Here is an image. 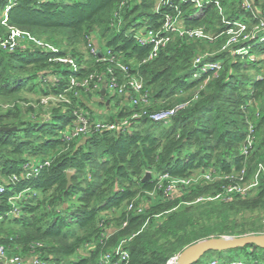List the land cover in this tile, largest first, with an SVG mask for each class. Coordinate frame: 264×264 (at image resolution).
<instances>
[{
  "label": "trees",
  "instance_id": "trees-1",
  "mask_svg": "<svg viewBox=\"0 0 264 264\" xmlns=\"http://www.w3.org/2000/svg\"><path fill=\"white\" fill-rule=\"evenodd\" d=\"M156 1L0 0V9L9 5L5 18L0 16V42L11 27L33 38L24 36L12 50L0 47V97L27 93L46 106L45 112H36L31 104L23 110L15 102L0 111V127H15L0 129V245L8 254H37L50 264H102L99 256L125 239L128 258L117 264H167L203 239L264 234L261 218L243 215L246 208L264 209V176L247 194L229 200L197 201L213 196L228 180L199 181L170 192L164 191L166 181L158 188L156 180L162 173L183 178L211 167L236 174L244 166L249 178L264 161V40H250L249 54L236 53L241 41L221 48L227 38L222 17L244 22L250 32L264 21V0H250L252 10L242 9L239 0H216L222 14L210 1L196 16H188L193 8L183 4L184 27H202L214 39L175 34L153 59L141 62L151 45L135 36L161 25ZM90 41L101 51L110 49L142 77L148 109L187 104L167 121L139 117L126 128L68 138L75 110L102 119L88 110L84 97L95 93L103 103L109 100V110L115 102L116 111L105 120L138 109L127 95L107 88L103 95L101 89H70L72 78L92 72L107 78L110 63L89 52ZM200 51L208 54L203 61L221 64L206 82V75L195 76L192 65ZM64 56L76 58L77 70L58 60ZM60 95L68 101L41 102ZM249 123L255 126V142L245 157L241 146ZM31 165L38 171L26 176ZM147 171L150 177L143 180ZM129 204L141 205L142 212L128 209ZM214 258L264 264V246L208 250L190 264ZM115 262L113 256L109 264Z\"/></svg>",
  "mask_w": 264,
  "mask_h": 264
},
{
  "label": "built area",
  "instance_id": "built-area-1",
  "mask_svg": "<svg viewBox=\"0 0 264 264\" xmlns=\"http://www.w3.org/2000/svg\"><path fill=\"white\" fill-rule=\"evenodd\" d=\"M210 1L218 8L220 14L223 10L216 0H157L154 7L156 13H160L162 16V23L158 28H149L143 34L136 35L137 41L142 45H151V49L148 56L144 58L141 62H145L153 59L159 50V48L171 39L172 35H187L191 38H208L214 39L210 34L206 33L202 27L196 28H186L183 23V14L185 7L183 4H188L193 8V13L188 14V16H196L203 14L205 6L210 3ZM240 6L245 10H252L250 0H239ZM9 5L6 7V11ZM222 22L226 25L224 33L227 35L225 44L223 48L229 44L241 41V46L237 48L236 53L238 54H249L250 45L248 42L252 39H258V41L264 40V21H261L257 25L252 27L250 32L246 33V24L241 21L231 22L225 17H222ZM18 31V30H17ZM209 35V36H208ZM24 37V33H17L15 30L9 33L8 38L0 42V47L7 50H12L18 44V40ZM89 52L97 56V60H106L110 63L107 67V78L105 79L102 75L97 72H92L89 75L77 79L72 78L71 88L76 87L81 88L85 91H93L101 89L102 84L105 83L106 88L110 93L116 94L118 96L127 95L129 98V104L132 106H137L138 109L133 111L130 116L122 117L114 120L105 119H93L89 117V113L79 109L74 111L75 125L71 131H69L67 137H78L85 135L89 131H102V130H116L119 128H126L129 126L131 119L146 117L153 122H161L169 120L178 109L184 107L187 102L180 103L171 107L169 109L162 110H150L148 109L150 104L149 92L144 88L143 80L141 76L132 73V67L127 63L123 62L120 57L112 53L110 49H105L103 51L99 50L93 42L87 44ZM205 56L198 55L194 57L192 65L198 70L195 76H205L204 82L209 79L210 75H216L221 64L213 61H203ZM250 60H254L255 57L249 56ZM60 62L68 63L71 65L73 70H77L76 58L70 56H64L58 58ZM119 71V74L116 72ZM92 84L90 85V83ZM203 87V85L201 86ZM75 94L78 95L79 92L75 90ZM196 96L193 98L195 99ZM49 99L57 101H68L62 95L58 97H45L42 101L46 103ZM255 126L252 123L248 124L247 131L245 133L241 153L247 157L249 153L254 148L255 142ZM48 164V162H45ZM28 168L26 176L31 173L38 171V166L31 165ZM246 168L245 166L240 170V172L233 174L221 173L219 169L214 167L208 168L201 171L200 174L195 176H188L183 178L171 177L168 173L158 174L156 180L158 181V188H161L160 184L165 181L167 184L164 187L165 192H170L177 188L178 186H189L191 184L197 183L199 181L203 182H215L216 180H228L226 185H224L220 191L215 193L213 196L199 197L201 199H211V200H229L233 195H245L253 188L257 187L260 182V178L264 176V161H260L256 164L253 174L251 177L246 178ZM16 177H13L15 179ZM3 191V187L0 186V192ZM149 194H154V191L149 192ZM135 206L133 204L128 205V209H132ZM137 213H141L143 207L141 205L135 207ZM125 239L120 240L117 245L111 250L102 253L99 256L100 263L109 264L111 258L116 257L115 264L122 260L128 258V252L123 248ZM36 245H40L36 243ZM177 256L172 257L176 259ZM0 264H50V262L44 258L39 257L37 254H32L29 257L24 258L19 254H8L6 249L0 245ZM208 264H243L235 261H223L220 259H212ZM245 264V263H244Z\"/></svg>",
  "mask_w": 264,
  "mask_h": 264
},
{
  "label": "rangeland",
  "instance_id": "rangeland-1",
  "mask_svg": "<svg viewBox=\"0 0 264 264\" xmlns=\"http://www.w3.org/2000/svg\"><path fill=\"white\" fill-rule=\"evenodd\" d=\"M156 3H155V5H156ZM6 7L4 9H0V16H4V18H5V13H6ZM14 30L17 33H21V34L24 33V36H27L28 39H33L30 36V34L27 33L25 30L13 28V27H11L10 29L8 28L9 33L11 31H14ZM136 35H139V33H137ZM224 44H225V42L222 44L221 48H223ZM47 46H49V48L52 50L54 49V46H50V45H47ZM206 52L207 51H204V52L200 51V54L203 56H207L208 54H206ZM38 98H39V96L27 94V93L26 94L21 93L20 95H14V96H8V97H0V111H5V110L13 107L15 102H17L23 110L25 108H27V106L29 104H31L36 112H45L46 106H44V105L40 106L39 103L36 102ZM44 98L45 97L42 98L41 102L44 100ZM83 101L87 105L88 110L93 114V116H95V118L101 117V112H105V114H107V107L109 106V104L107 103V100L105 101V103H103V101H101L100 98H98L97 94L94 93L91 96V98H85L84 97ZM110 107H111V109L108 111V113L109 112H115L117 109L114 101H111ZM98 114H100V115H98ZM96 115L99 117H97ZM200 173H201V171H196V172L192 173L190 176H195V175H198ZM147 195L152 196V194H147ZM136 199H138V197H136ZM132 202H134V201L132 200ZM191 202L192 201H189L188 203H191ZM243 215L245 216V218L247 220H249L250 216H253V217L258 216V218H261V220H262L261 223L264 225V209H262V208H254V209L246 208ZM237 218L241 219L240 213L237 215ZM173 261H174V259H172L170 261V264H173ZM234 261L238 262V263L241 262L244 264V261L241 259H236ZM248 264H250V263H248Z\"/></svg>",
  "mask_w": 264,
  "mask_h": 264
},
{
  "label": "water",
  "instance_id": "water-1",
  "mask_svg": "<svg viewBox=\"0 0 264 264\" xmlns=\"http://www.w3.org/2000/svg\"><path fill=\"white\" fill-rule=\"evenodd\" d=\"M106 90L105 83L102 84L101 94L103 95ZM108 103V101H107ZM1 130L9 131L15 127H0ZM68 135V132L66 133ZM71 172L67 173L68 184L70 183ZM150 177V172L147 171L143 180ZM249 243H254L259 246H264V234H249L244 236H222L217 238H207L197 241L185 247L176 257L175 264H190L197 260L204 252L208 250H226L230 248L244 246ZM167 264H170L167 263Z\"/></svg>",
  "mask_w": 264,
  "mask_h": 264
},
{
  "label": "crops",
  "instance_id": "crops-1",
  "mask_svg": "<svg viewBox=\"0 0 264 264\" xmlns=\"http://www.w3.org/2000/svg\"><path fill=\"white\" fill-rule=\"evenodd\" d=\"M107 101H108V104H109V100H107ZM107 109L109 110V107H107ZM98 115H100V114H98ZM107 116H108V111H107V114H105V112H101V117H99V116H97V117L105 119Z\"/></svg>",
  "mask_w": 264,
  "mask_h": 264
},
{
  "label": "bare ground",
  "instance_id": "bare-ground-1",
  "mask_svg": "<svg viewBox=\"0 0 264 264\" xmlns=\"http://www.w3.org/2000/svg\"><path fill=\"white\" fill-rule=\"evenodd\" d=\"M173 264H175V259H174V261H173Z\"/></svg>",
  "mask_w": 264,
  "mask_h": 264
}]
</instances>
